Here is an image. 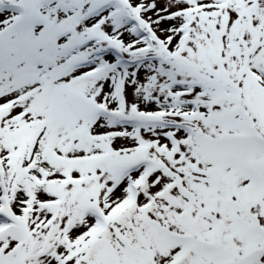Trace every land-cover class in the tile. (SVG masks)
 Segmentation results:
<instances>
[{
	"label": "snow or ice",
	"instance_id": "obj_1",
	"mask_svg": "<svg viewBox=\"0 0 264 264\" xmlns=\"http://www.w3.org/2000/svg\"><path fill=\"white\" fill-rule=\"evenodd\" d=\"M0 264H264V0H0Z\"/></svg>",
	"mask_w": 264,
	"mask_h": 264
}]
</instances>
